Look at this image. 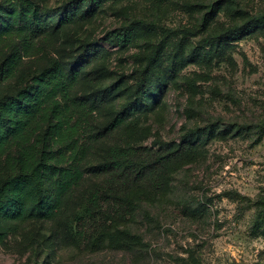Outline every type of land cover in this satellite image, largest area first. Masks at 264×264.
<instances>
[{
    "label": "rangeland",
    "instance_id": "rangeland-1",
    "mask_svg": "<svg viewBox=\"0 0 264 264\" xmlns=\"http://www.w3.org/2000/svg\"><path fill=\"white\" fill-rule=\"evenodd\" d=\"M70 1L51 0L50 6ZM217 2L222 4L205 24L204 13ZM101 3L94 18L62 27L46 48L63 47L72 53L84 41L93 42L105 54L97 64H105L109 75L94 80L85 76L79 92L118 84L112 99L90 117L85 139L95 140L104 122L134 97L143 67L139 58L151 56L163 44L161 60L148 74L149 85L160 95L156 105L130 116L127 127L107 134L101 130L96 140L99 155H91L87 165L96 164L108 145L132 141L158 148L179 142L191 130H200L199 155L173 175L168 193L139 209L132 227L146 248L125 251L107 246L92 251L91 245L54 240L51 222L33 221L0 244V264H186L189 252L202 264H264V231L255 226L256 202L264 197V30L220 48L205 44L241 24L245 16L264 12V0ZM146 23L154 29L142 28ZM131 24L141 28V38L124 48L107 41V33ZM28 61L26 68L32 67ZM175 63V76L158 89V75ZM212 128L228 133L212 134ZM90 176L67 200L62 220L93 183Z\"/></svg>",
    "mask_w": 264,
    "mask_h": 264
},
{
    "label": "trees",
    "instance_id": "trees-1",
    "mask_svg": "<svg viewBox=\"0 0 264 264\" xmlns=\"http://www.w3.org/2000/svg\"><path fill=\"white\" fill-rule=\"evenodd\" d=\"M50 2L0 0V244L20 226L44 221L53 224L51 238L59 242L91 245L92 251L107 246L142 250L148 245L132 222L144 203L168 193L181 167L197 159L200 130L187 131L179 142L161 143L158 148L132 141L111 144L96 164L87 165L91 155H99L96 140L101 130L107 134L127 127L130 116L159 102L160 92L149 85L148 74L161 60L163 44L151 56L139 58L143 67L134 97L104 122L91 142L85 139L90 117L112 99L118 84L84 93L79 92L80 84L85 76L89 80L108 77V67L97 64L105 54L90 41L72 53L63 47L46 48L62 27L94 18L102 0H72L59 7H51ZM221 4L214 3L204 13L205 24ZM135 24L107 33V41L127 47L142 37ZM141 26L154 29L147 23ZM259 29L264 30V12L245 16L241 24L206 39L205 44L220 48ZM30 59L32 67L26 68ZM177 70L175 63L161 72L157 88H164ZM88 173L93 183L76 198L68 219L62 220L67 200L76 196ZM256 205L255 226L264 231V197ZM185 263L202 264L193 252Z\"/></svg>",
    "mask_w": 264,
    "mask_h": 264
}]
</instances>
